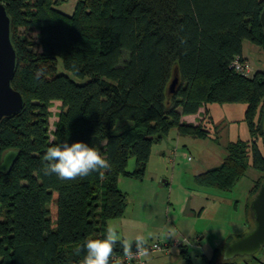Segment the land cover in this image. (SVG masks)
Listing matches in <instances>:
<instances>
[{
  "label": "trees",
  "instance_id": "1",
  "mask_svg": "<svg viewBox=\"0 0 264 264\" xmlns=\"http://www.w3.org/2000/svg\"><path fill=\"white\" fill-rule=\"evenodd\" d=\"M0 1L18 58L12 86L24 100L19 113L0 122V160L19 151L0 173V264H82L84 240L101 238L108 221L124 213L119 178L141 179L152 146L172 129L207 138L209 104H244L249 138L228 142L223 161L194 182L231 190L252 166L260 172L252 199L264 180V69L243 76L231 64L247 59L244 41L264 48V0H78L72 14L57 8L64 0ZM28 28L35 41L24 35ZM59 60L70 74L57 71ZM55 100L61 111L51 133ZM202 107L197 123L183 120ZM61 140L93 144L111 167L66 181L45 175L44 151ZM225 246L203 264H234L222 259ZM123 252L118 242L110 264Z\"/></svg>",
  "mask_w": 264,
  "mask_h": 264
},
{
  "label": "rangeland",
  "instance_id": "2",
  "mask_svg": "<svg viewBox=\"0 0 264 264\" xmlns=\"http://www.w3.org/2000/svg\"><path fill=\"white\" fill-rule=\"evenodd\" d=\"M78 0H64L57 8L66 13L72 14ZM24 35L32 41L36 40V30L27 29L23 31ZM243 55L247 58L251 66V75L257 70L264 69V48L255 46L248 41L243 43ZM57 71L70 74L65 70L60 60L58 61ZM244 104L242 103H213L209 104L212 116L210 122H206V128L210 131L207 138H194L192 140L181 137L180 148L176 155L165 156L160 155V158H151L149 164L147 163L144 176L141 179L121 176L122 181L119 183V188L126 192L127 206L125 210V218L129 220L126 224L128 229H124L126 234H144L148 241L152 238L161 236L163 227L169 231L172 227L169 225L174 221L178 224L181 216L175 206L174 210H170L168 215L165 212L167 204L168 186L163 185V181L169 179L174 171V189L171 193L172 201L184 197V187H197L194 182V173H200L219 165L226 156L225 146L228 142L234 141L237 138H249L248 127L244 120ZM49 128L50 132L55 129V122L58 119V114L61 111L60 101H51L49 105ZM264 126V124L262 123ZM52 133V132H51ZM166 136L164 140H166ZM263 139V140H262ZM264 142V136L260 141ZM259 141V142H260ZM164 142V141H163ZM158 144V143H157ZM156 148V147H154ZM135 165L133 156L129 158L128 170H132ZM260 172L252 166H248L245 175L235 184L231 190H218L213 188H204L207 190L208 198L205 210L200 219L197 221L199 230H204L206 238H204V245L212 244L214 241L217 244L228 235L240 236L249 230L253 224V217L248 210V205L251 201L250 191L254 185L255 180L259 177ZM119 178V179H120ZM181 183V185H178ZM163 187V188H162ZM168 188V189H167ZM157 190L160 196L156 200L153 191ZM201 204V205H202ZM171 206H173L171 204ZM173 209L172 207H170ZM145 213H148V222L144 221ZM168 216H167V215ZM135 217V220L132 218ZM132 220L130 221V219ZM142 219L140 225L138 220ZM176 219V220H174ZM249 223V227H245V223ZM166 225V226H164ZM179 225V224H178ZM140 226V228H139ZM179 227V226H178ZM143 230V231H142ZM168 230H164V234H168ZM145 232V233H144ZM193 237V236H191ZM190 242L194 239L188 237ZM191 247V244H188ZM207 258L212 256V252L208 250L205 252ZM192 264H203L204 255L199 249L189 250ZM148 256L147 264H185L178 247L170 250L169 255H161L160 253L153 254L154 257ZM264 257L263 248L257 253V258L253 260L256 264L259 259ZM147 257H145L146 259ZM234 264H245L243 258L234 259Z\"/></svg>",
  "mask_w": 264,
  "mask_h": 264
},
{
  "label": "crops",
  "instance_id": "3",
  "mask_svg": "<svg viewBox=\"0 0 264 264\" xmlns=\"http://www.w3.org/2000/svg\"><path fill=\"white\" fill-rule=\"evenodd\" d=\"M243 108L245 109V105L243 106ZM207 109H208L207 115L208 114L210 115L211 109H210L209 105L207 106ZM205 113H206L205 108L202 107L199 109V111L197 113L184 115L183 120H185L186 122L197 123L200 119H202L204 117ZM211 118H212V116H211ZM166 137H167L166 140L162 139L160 142H158V144L156 143L152 146L151 155H150L148 164L151 161L152 157L153 158H160V155L162 157V156H165L166 154L174 157L176 155V153L179 151V149H181L179 147L180 146V140L179 139L181 137H184L185 139H190V140L194 139L193 137H190V136H180L176 129L170 130V132L168 133V135ZM154 147H156V148H154ZM196 174H198V173H196ZM196 174L194 173V176ZM194 176H193V179H194ZM174 178H175V176H174V171H173L171 177L169 179L163 181V183H162L163 185H167L169 188L168 193H167V204L168 205L165 208V212L169 215L170 214L169 211L174 210L175 206H176L178 213L181 217L179 219H177L179 225L176 222L174 223V221H170L171 222L170 224H172V225H169L172 227L171 231L166 229V227H163L164 229L162 230L160 238L159 237L152 238L151 241H148V239H147L148 243L154 242V241H160L161 243H165L168 246V248H169L168 252H158V253H160L161 255H169L171 249H173L174 247H176V248L178 247L180 253L182 250H184L190 256L189 250H191L193 248L196 250L199 249L200 251L203 252L204 257H207V255L205 253L207 250L209 252H212V254H213L215 249H218V248L225 246L229 238L234 239V238L240 236V234L238 232H236L237 235H234V234L228 235L227 237L223 238L220 241V243H218V244H217V241H216V243L214 241L212 244H208L209 242L207 241V244L205 243V245H204V238H206L207 233L205 234L204 230H199V228L197 227V221L200 219L202 213L205 210L206 205H203V204H206L207 201L209 200L207 190L204 188H198V186L197 187H188V188L184 187V191H185V192H183L184 197H182L181 199L178 198V199L172 201L170 195L174 189V184H173ZM121 181H122V178L119 179L118 184ZM178 185H181V183H179ZM153 195L156 196V198H155L156 200L158 199L159 196L161 197L160 200H163V197H162L163 194L161 195L159 192H157V190L153 191ZM201 202H203V204ZM171 204L173 206H171ZM170 207H172L173 209H171ZM125 210H126V208H125ZM125 210H124V212H125ZM132 218L135 220V217H132ZM132 218L130 219V221L132 220ZM174 220H176V219H174ZM126 221H127V223L129 222V220H126V218H125V213H123V215L121 217L109 220L107 226L115 225L118 229V232L126 239L134 238L136 235L126 234L125 231H123L124 229H128L127 225H125ZM141 221H142V219L138 220L139 224H137V225H140ZM144 221L148 222V213L147 214L145 213ZM164 226H166V225H164ZM247 226L249 227V223H247V221H246L245 227H247ZM139 228H140V226H139ZM164 230H168L167 235L164 234ZM142 235H144V234H142ZM191 236H193V237H191ZM188 237L191 238V240L194 239V241L190 242ZM189 243L191 244V247L188 245ZM133 245H134V243H133ZM263 251H264V247H263ZM153 254H155V253L150 254V256L154 257ZM146 257L147 258L145 259V264H147V261H148V256H146ZM263 262H264V257L259 259L256 264H262ZM245 264H253V262H251V261L246 262L245 261Z\"/></svg>",
  "mask_w": 264,
  "mask_h": 264
},
{
  "label": "water",
  "instance_id": "4",
  "mask_svg": "<svg viewBox=\"0 0 264 264\" xmlns=\"http://www.w3.org/2000/svg\"><path fill=\"white\" fill-rule=\"evenodd\" d=\"M259 20L264 36V7L260 12ZM11 25L12 20L6 5L0 1V122L3 118L19 113L24 104L22 94L12 86L18 58L11 40ZM177 81L176 77L171 84V89L174 88ZM18 154V150L9 149L2 155L0 173L10 170ZM249 210L253 217V227L226 244L222 251L223 260L253 258L264 247V180L253 195Z\"/></svg>",
  "mask_w": 264,
  "mask_h": 264
},
{
  "label": "clouds",
  "instance_id": "5",
  "mask_svg": "<svg viewBox=\"0 0 264 264\" xmlns=\"http://www.w3.org/2000/svg\"><path fill=\"white\" fill-rule=\"evenodd\" d=\"M43 160L45 175H55L62 181L86 177L101 169H109L110 161L93 145L82 140L69 143L67 140L52 142L46 147ZM123 246L128 258L134 259L137 253L147 256V237L137 234L134 238H124L115 225L106 227L101 238H87L81 247L84 249L82 264H110V257L117 243ZM133 243L135 251L133 250Z\"/></svg>",
  "mask_w": 264,
  "mask_h": 264
},
{
  "label": "built area",
  "instance_id": "6",
  "mask_svg": "<svg viewBox=\"0 0 264 264\" xmlns=\"http://www.w3.org/2000/svg\"><path fill=\"white\" fill-rule=\"evenodd\" d=\"M234 71L243 76L251 75V66L247 59H241L236 56L231 64ZM133 250L135 251V245H133ZM148 255L156 252H168L169 248L165 243L160 241L147 242ZM145 257L140 253H137L134 259H129L125 251L117 258L118 264H145ZM264 264V262L262 263Z\"/></svg>",
  "mask_w": 264,
  "mask_h": 264
},
{
  "label": "bare ground",
  "instance_id": "7",
  "mask_svg": "<svg viewBox=\"0 0 264 264\" xmlns=\"http://www.w3.org/2000/svg\"><path fill=\"white\" fill-rule=\"evenodd\" d=\"M119 256H120V255H117V256H116V260H117V258H118Z\"/></svg>",
  "mask_w": 264,
  "mask_h": 264
}]
</instances>
